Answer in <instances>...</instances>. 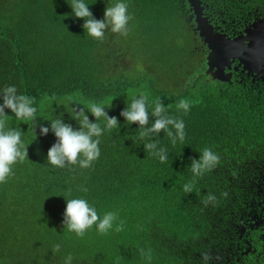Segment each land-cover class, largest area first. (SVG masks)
<instances>
[{"label":"trees","instance_id":"16d2710c","mask_svg":"<svg viewBox=\"0 0 264 264\" xmlns=\"http://www.w3.org/2000/svg\"><path fill=\"white\" fill-rule=\"evenodd\" d=\"M201 1L210 23L229 36L264 15V0ZM84 2L101 20L105 7L121 0ZM122 2L132 16L128 35L109 29L103 42L85 32L83 19L72 14L71 0H15L12 13L4 16L10 22L19 16L20 29L6 24L0 30V96L5 87L15 86L17 94L34 98L39 126L50 128L60 118L74 130L79 124L69 108L85 106V115L95 122L87 106L106 102L111 107L105 111L117 117L119 127L99 137L100 156L91 167L57 168L47 160L56 142L51 130L40 135L38 126L34 134L30 123L5 109L7 126L23 133L28 155L0 183V264H65L69 254L71 264H163L166 259L183 264L209 231L226 225L223 213L238 195L243 162L264 151V83L249 91L237 80L222 83L204 75L206 48L186 21L187 2ZM139 63L145 73L130 75ZM141 94L148 97L150 114L153 101L160 99L166 114L186 125L183 144L172 145L163 132L153 138L167 149L166 163L144 149L149 141L139 139V126L120 116ZM44 97L68 102L54 107L41 104ZM69 98L81 105L69 104ZM181 99L191 105L187 114L177 108ZM117 101L124 103L116 106ZM98 123L105 126L102 118ZM204 147L221 162L196 178L186 194L183 186L193 180L191 159H199ZM209 194L217 202L205 206ZM70 199H85L101 218L117 213L116 223L125 221L124 230L102 235L93 226L83 237L69 232L63 219Z\"/></svg>","mask_w":264,"mask_h":264},{"label":"clouds","instance_id":"9594fccd","mask_svg":"<svg viewBox=\"0 0 264 264\" xmlns=\"http://www.w3.org/2000/svg\"><path fill=\"white\" fill-rule=\"evenodd\" d=\"M70 7L72 14L76 18L83 19V29L87 34L98 42L105 40V33L110 29L112 33L127 36L129 32V22L132 16L128 12V5L124 2H117L113 6L105 7L103 19L98 20L93 17L88 4L84 0H71ZM3 103L0 104V183H5L10 175H13L12 166L17 162H23L27 159V146L21 137L23 133L17 128H8V115L5 109H9L15 117L27 124L30 123L33 132L39 125L36 121V108L33 107L34 98L17 94L15 86H7L0 96ZM70 102L69 104H72ZM76 103V102H75ZM77 105H81L76 103ZM111 104L101 105L90 103L87 110L95 117V122H90L85 115V106L83 108L72 107L71 118L79 124V130H74L69 124L62 119H54L50 122L49 127L39 126L40 135H47L51 132L56 137V142L48 149V162L57 167L63 168L66 165H77L81 168H89L92 163L100 156V139L105 131L118 129L119 121L115 116H109L106 108H110ZM148 97L141 94L138 98H134L130 105L120 112V116L124 117L127 124H137L139 126V139L149 142L143 144L144 149L148 150L153 156L158 157L161 163L168 161V151L164 147L159 146V141L153 140L160 132L166 133L172 145L177 142L184 143L186 139V125L183 119L168 116L167 108L162 105L160 99L153 101V110L151 114L148 111ZM190 103L186 99H181L177 108L183 110L185 114L190 110ZM149 116L153 117L150 122ZM101 118L105 121L102 128L98 121ZM150 125V126H149ZM147 126V127H146ZM35 134V132H34ZM81 157H83L81 159ZM221 162V157L209 147H204L199 159H191V172L193 180L183 186L184 193H192L196 183V178L203 177L206 173L212 172ZM81 191L87 192L86 187H81ZM228 196L227 192L221 194ZM205 206L217 202L214 194H209L203 201ZM118 214L107 212L101 216L97 213L95 207L90 206L85 199H70L66 201L64 211L63 225L67 227L69 232H74L78 237H83L87 230L93 226L102 235H107L110 230L121 232L124 230L125 221L119 220ZM55 251L60 250V245L54 246ZM141 254L145 255L141 249ZM151 259L150 254L147 255ZM202 261L209 264L213 259L209 252L202 253ZM73 257L69 254L65 259V264H71Z\"/></svg>","mask_w":264,"mask_h":264},{"label":"flooded vegetation","instance_id":"af4514ba","mask_svg":"<svg viewBox=\"0 0 264 264\" xmlns=\"http://www.w3.org/2000/svg\"><path fill=\"white\" fill-rule=\"evenodd\" d=\"M186 13V21L193 32V19L190 18L188 6ZM230 72V83L237 80L249 91L257 87L258 82L264 83L260 77L253 80L241 70L235 72L232 69ZM242 165L246 167V173L239 181L238 195L223 213L228 218L226 225L220 230L209 231L195 256L182 260L183 264H204L201 258L204 252H209L213 257L209 264H264V151ZM162 263L177 264L168 259Z\"/></svg>","mask_w":264,"mask_h":264},{"label":"water","instance_id":"95a60500","mask_svg":"<svg viewBox=\"0 0 264 264\" xmlns=\"http://www.w3.org/2000/svg\"><path fill=\"white\" fill-rule=\"evenodd\" d=\"M186 2L193 19V32L206 48L204 75L230 83L233 69L235 72L241 70L253 80L260 77L264 81V15L254 19L237 35L229 36L210 23L203 13L201 0Z\"/></svg>","mask_w":264,"mask_h":264},{"label":"rangeland","instance_id":"374dc122","mask_svg":"<svg viewBox=\"0 0 264 264\" xmlns=\"http://www.w3.org/2000/svg\"><path fill=\"white\" fill-rule=\"evenodd\" d=\"M17 3H20V0H17ZM15 6V0H0V30L3 29L4 25H12L13 28L16 29H20L19 26H17V22L19 21L20 17L16 16L15 19H13L12 22L4 19V16H6L7 14H11L13 9ZM122 61V60H121ZM126 64H130L129 60H126ZM145 66L141 65L140 63L134 67H132L130 69V71L128 72L130 75H138V74H142L145 73ZM188 81L184 80V84H187ZM68 102V100H64L61 98L55 99L53 97H44L41 101L42 103H46L47 105H51L54 107H62V106H66V102ZM69 101L75 103V101H73L71 98H69ZM79 103V102H76ZM122 103H124L123 101H117L115 102V105H121ZM101 105H108L106 102H101ZM9 128V127H8ZM17 179V178H15ZM10 213V212H9Z\"/></svg>","mask_w":264,"mask_h":264},{"label":"bare ground","instance_id":"6f19581e","mask_svg":"<svg viewBox=\"0 0 264 264\" xmlns=\"http://www.w3.org/2000/svg\"><path fill=\"white\" fill-rule=\"evenodd\" d=\"M41 100V99H40ZM41 231V230H40Z\"/></svg>","mask_w":264,"mask_h":264}]
</instances>
